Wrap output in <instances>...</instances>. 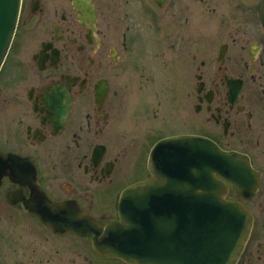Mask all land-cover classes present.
Segmentation results:
<instances>
[{
  "label": "flooded vegetation",
  "instance_id": "flooded-vegetation-1",
  "mask_svg": "<svg viewBox=\"0 0 264 264\" xmlns=\"http://www.w3.org/2000/svg\"><path fill=\"white\" fill-rule=\"evenodd\" d=\"M10 51L0 150L23 163L0 178V264H135L27 202L105 227L176 136L249 158L256 192L226 197L253 216L236 264H264V0H22Z\"/></svg>",
  "mask_w": 264,
  "mask_h": 264
},
{
  "label": "water",
  "instance_id": "water-1",
  "mask_svg": "<svg viewBox=\"0 0 264 264\" xmlns=\"http://www.w3.org/2000/svg\"><path fill=\"white\" fill-rule=\"evenodd\" d=\"M21 0H0V68L12 43ZM0 150V178L23 162ZM151 176L130 186L119 204V219L105 227L80 210L27 202L44 221L91 236L95 248L135 264H236L249 238L253 216L226 198L227 184L242 200L256 192L259 177L247 156L224 151L201 136L164 139L149 161ZM21 173V172H20ZM39 207V208H37Z\"/></svg>",
  "mask_w": 264,
  "mask_h": 264
},
{
  "label": "rangeland",
  "instance_id": "rangeland-1",
  "mask_svg": "<svg viewBox=\"0 0 264 264\" xmlns=\"http://www.w3.org/2000/svg\"><path fill=\"white\" fill-rule=\"evenodd\" d=\"M11 52V51H10Z\"/></svg>",
  "mask_w": 264,
  "mask_h": 264
}]
</instances>
